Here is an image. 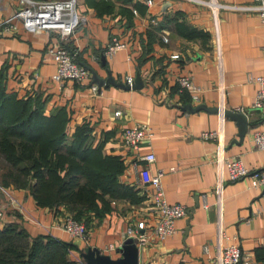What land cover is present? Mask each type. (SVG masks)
<instances>
[{
	"label": "crops",
	"instance_id": "1",
	"mask_svg": "<svg viewBox=\"0 0 264 264\" xmlns=\"http://www.w3.org/2000/svg\"><path fill=\"white\" fill-rule=\"evenodd\" d=\"M201 1L209 0H151L152 5L147 0H77L82 23L64 41L51 30L27 31L19 21L17 30L4 29L3 19L22 6L21 0H5L0 5V69L10 91L43 94L48 112L63 106L71 109V130L87 121L94 127L96 142L107 135L104 151L126 162L123 181L150 192L151 177L161 170L167 201L191 211L177 219V233L139 247V264H217L221 250L231 243L264 264L263 194L249 187V177L232 180L224 162L237 157L245 166L264 168V149L256 148L253 140L255 132L264 130V109L254 107L259 87L248 79L264 74V23L252 11L232 8L253 0H215L223 7ZM194 29L205 35L188 36ZM113 37L128 47L109 58L104 51ZM66 43L77 50L79 64L91 67L100 78L112 74L115 83L103 85L98 93L91 89L93 77L68 81L61 88L52 79L57 63L47 49ZM147 44L152 51L139 67ZM176 53L179 58H172ZM138 73L141 88L118 85L127 84L128 76L135 80ZM184 75H192L203 89L200 101L174 88ZM227 109L248 114L251 124L243 138L238 123L224 114ZM139 124L151 126L154 137L134 152L121 135L124 128ZM210 130L219 137L202 139L201 134ZM149 153L155 155L154 163L141 158ZM11 193L26 214L0 190V209L5 206L0 225L16 221L34 236L50 234L73 241L77 257V248L89 246L120 256L118 247L132 220L121 205L102 221L94 219L85 243L56 227L66 215L65 207H41L26 189ZM107 244L116 250L104 252Z\"/></svg>",
	"mask_w": 264,
	"mask_h": 264
},
{
	"label": "trees",
	"instance_id": "2",
	"mask_svg": "<svg viewBox=\"0 0 264 264\" xmlns=\"http://www.w3.org/2000/svg\"><path fill=\"white\" fill-rule=\"evenodd\" d=\"M189 33L205 35L195 29ZM151 51L147 44L139 67ZM174 88L180 90L179 84ZM34 93L10 91L0 69V159L6 168L0 178L5 187L28 190L41 207L66 206L88 231L94 219L102 221L112 212L114 201L140 203V190L121 179L124 158L104 151L108 136L96 142L87 121L71 130L72 110L63 106L48 112V99ZM74 248L73 241L50 234L34 236L16 221L0 225V264H80Z\"/></svg>",
	"mask_w": 264,
	"mask_h": 264
},
{
	"label": "built area",
	"instance_id": "3",
	"mask_svg": "<svg viewBox=\"0 0 264 264\" xmlns=\"http://www.w3.org/2000/svg\"><path fill=\"white\" fill-rule=\"evenodd\" d=\"M147 2L152 5L151 0ZM203 3L218 5L215 0L201 1ZM22 6L16 9L12 16L2 22L4 29L13 31L18 29L16 21L22 23L27 31L51 30L57 33L64 41L71 36L74 31L81 25L82 19L77 9V0H21ZM213 4V5H214ZM232 8L236 10H249L261 17L264 23V0H253L250 5H234ZM128 47V44L120 38L113 37L105 48V56L112 58L121 49ZM77 50L72 48L67 43L58 46H49L47 54L52 57L57 63L56 72L53 74V81L58 83L60 87H64L68 81L84 82L92 80L93 74L85 65L78 62ZM180 54H173L172 58H179ZM249 81L258 85L255 94L253 105L255 108L264 109V74L261 76H249ZM134 78L126 77V83L132 84ZM177 83L181 92L187 91L192 96L193 101L197 102L201 99L203 89L194 82L192 75H184L178 78ZM91 89L98 93L101 89L96 83H91ZM121 111L116 112L119 116ZM154 137V130L146 124H139L133 127H126L122 130V141L125 146L131 151H138L143 142H150ZM219 137L218 132L210 130L203 132L201 138L204 140L216 139ZM255 147L264 149V130L255 132L253 136ZM142 159L149 163H154L156 160L153 153L141 156ZM224 162L229 170V176L232 180L241 178H250L249 187L260 189L264 197V168L253 169L245 166L241 158L228 157ZM163 172L159 170L151 177L150 195L153 212L155 213L151 219H142L134 224L128 225L125 230V238L133 237L137 240L138 247L152 245L157 241L166 239L167 237L177 233L176 221L181 217L188 215L187 207L182 203L170 204L164 192L163 187ZM142 184V180L140 181ZM144 186V185H143ZM144 187H148L145 185ZM0 190L10 199L11 205L17 210L25 212L23 204L15 199L8 188L0 185ZM149 191V190H147ZM4 207L0 209V217L4 212ZM30 218V217H28ZM31 219V218H30ZM34 220V219H33ZM35 221V220H34ZM56 227L67 233L71 238L89 243L90 232L87 225L83 221H79L74 217H66L56 224ZM104 252L116 250L113 244H107L103 249ZM217 264H257L253 255L237 243H231L225 246L217 258Z\"/></svg>",
	"mask_w": 264,
	"mask_h": 264
},
{
	"label": "water",
	"instance_id": "4",
	"mask_svg": "<svg viewBox=\"0 0 264 264\" xmlns=\"http://www.w3.org/2000/svg\"><path fill=\"white\" fill-rule=\"evenodd\" d=\"M104 59L106 58L104 57ZM87 67L93 74L94 83H96L100 89H102L103 85L115 83V79L112 74H110L108 78H100L98 73H96L91 67ZM143 84L142 75L141 73H138L137 78L132 84L120 82L118 85L129 89H138L141 88ZM197 107L200 108L199 105H197ZM224 114L226 117L228 116L238 123L239 136L240 138H243L249 130L251 124L248 119V114L235 109H227ZM188 212L191 214L190 210ZM78 250H80L85 264H139L140 259V249L137 245V240L133 237H126L124 243L118 247V253L120 256L117 258L113 257L109 253H103V251L98 247L89 246L86 250L81 248H78Z\"/></svg>",
	"mask_w": 264,
	"mask_h": 264
},
{
	"label": "rangeland",
	"instance_id": "5",
	"mask_svg": "<svg viewBox=\"0 0 264 264\" xmlns=\"http://www.w3.org/2000/svg\"><path fill=\"white\" fill-rule=\"evenodd\" d=\"M5 0H1L0 1V5L4 2ZM7 1V0H6ZM11 1V0H9ZM14 13V12H13ZM10 17V16H9ZM9 17H5L3 20L9 18ZM2 20V21H3ZM5 164L2 162V160L0 159V175H2V172L5 170ZM0 185L4 188H7L5 187V184L3 182H1V178H0ZM137 188V187H136ZM138 189V188H137ZM140 190V189H138ZM11 191V190H10ZM2 192V191H1ZM3 193V192H2ZM4 194V193H3ZM150 195V192L147 191V190H141L139 192V196L142 197V200L140 203H131L129 202L128 200H124L122 202H115L114 203L119 206L120 208L122 209V211H125L127 213V211H130L129 214H131V217H132V220H131V224H134V223H137L139 221H142V219H151L155 213L152 212V203H151V196ZM11 203V201L9 202ZM62 207H65L66 209V215H64V218L65 219L66 217H74L70 212L69 210L67 209L66 206H62ZM75 218V217H74ZM78 249V248H77ZM80 252V250H79ZM79 258V263L80 264H85V261L83 260V258L81 257V253H80V256L78 257Z\"/></svg>",
	"mask_w": 264,
	"mask_h": 264
}]
</instances>
